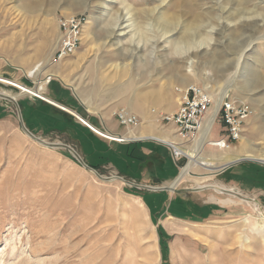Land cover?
Listing matches in <instances>:
<instances>
[{
  "label": "rangeland",
  "instance_id": "374dc122",
  "mask_svg": "<svg viewBox=\"0 0 264 264\" xmlns=\"http://www.w3.org/2000/svg\"><path fill=\"white\" fill-rule=\"evenodd\" d=\"M75 14L86 18L81 45L57 61L58 21ZM161 16L175 20L172 36ZM186 32L194 40L184 54L175 43ZM58 71L87 114L124 108L168 134L175 127L160 116L178 110L177 87H205L216 103L227 93L253 114L240 141L203 156L218 166L254 159L197 166L174 191H150L177 181L189 158L177 162V179L132 180L118 169L121 148L86 145L84 130L118 146L122 127L97 133L52 105L70 121L31 130L24 101L47 99V88L37 97L14 83L35 89ZM0 78V94L19 96L0 98V264H264V0H0ZM26 130L71 147L88 167ZM224 135L219 119L212 138ZM222 185L239 194L219 193Z\"/></svg>",
  "mask_w": 264,
  "mask_h": 264
},
{
  "label": "crops",
  "instance_id": "0c3cea01",
  "mask_svg": "<svg viewBox=\"0 0 264 264\" xmlns=\"http://www.w3.org/2000/svg\"><path fill=\"white\" fill-rule=\"evenodd\" d=\"M55 75L56 76L52 78L46 86L47 100L41 99L42 101L34 102L29 100L24 101L28 104L26 118L34 133L38 135L43 134L47 121L55 122L54 118L59 117L63 122L70 121V118L53 108V106L67 111L68 113H70L68 110L59 106H64L73 111L77 110L84 116H81V118L83 120L87 118L88 121H86L95 129L101 128L109 133L119 132V127L122 126H120L116 117V112L119 110L118 108L111 112L102 111L99 112V114H87L76 97V93L73 90L75 88L71 85L69 79L65 77L63 71H58ZM176 112L177 111L174 113ZM34 114L36 115L35 119L31 118V115ZM70 114L73 115L72 113ZM122 128L128 133L126 134L128 137L126 136L127 139L115 147L100 143L95 135L89 134L91 133L89 130H84L88 143L86 144L87 148H121L118 151V159L120 160L118 169L124 176H129L132 180L144 181L146 179L145 182H149L151 178L168 180L177 179L179 177L180 174L177 162L173 158L172 152L166 142L177 139V136H174L175 130L173 134H168L150 124L141 125L133 131H129L124 127ZM91 130L93 129L91 128ZM97 130L99 131V129ZM209 140H215L212 138V134L209 136ZM227 150L228 149H226V151ZM215 157L216 156H214V158ZM229 159L230 158L226 156H217L215 158L216 161H227ZM169 175L173 177H164Z\"/></svg>",
  "mask_w": 264,
  "mask_h": 264
},
{
  "label": "built area",
  "instance_id": "2783aa9c",
  "mask_svg": "<svg viewBox=\"0 0 264 264\" xmlns=\"http://www.w3.org/2000/svg\"><path fill=\"white\" fill-rule=\"evenodd\" d=\"M85 23L86 18L77 14L59 19V42L55 55L57 61L70 58L77 52L81 45ZM176 92L178 95L177 112L162 114L160 120L175 127L177 141L167 142V145L175 161L180 162L186 158L181 149L194 143L200 136L211 115V109L215 107V102L212 93L207 88L195 84L177 87ZM252 114L253 109L248 103L233 99L229 95L222 98L213 126L214 129L218 120H222L225 135L218 141H222L226 148L221 149H229L232 143L240 141L245 124ZM116 117L120 126L129 131H133L141 125V119L124 108L116 112Z\"/></svg>",
  "mask_w": 264,
  "mask_h": 264
},
{
  "label": "bare ground",
  "instance_id": "6f19581e",
  "mask_svg": "<svg viewBox=\"0 0 264 264\" xmlns=\"http://www.w3.org/2000/svg\"><path fill=\"white\" fill-rule=\"evenodd\" d=\"M35 5H37V3ZM160 19H161L160 20L161 21L160 26L162 27L163 37L172 36V33L175 31V28H173V26L176 23L175 20L171 19V18H165L164 16H161ZM251 19H256V17L255 18H251ZM249 20L250 19H248L247 21H249ZM193 31H194V29H193ZM193 40H194V37L192 36V33L186 32L185 36L181 38V41L175 43V49L177 51L178 50H182V53H184V54L188 53L192 49L191 42ZM187 45H188V47H187ZM247 47L249 48L250 44ZM247 47H245V49ZM41 73H42L41 72V65H38L37 67H35L34 69L29 71V75L31 77H36V78H38L41 75ZM54 77H55L54 74H51L49 76V78H51V79L54 78ZM242 77H244V76L242 75ZM51 79H47L45 81H42L40 79L37 80V86H36L35 89H29L27 87L20 86V85L15 84V83H14V85L19 87L22 90L24 95L30 94V95H34V96H37V97H41L43 90L45 89L46 85L48 84V80H51ZM0 80L5 81L3 78H0ZM254 83L255 84H261L262 82H260L258 80H254ZM225 92H227L226 89H225ZM226 95H228V94L227 93L226 94H222V96L219 97L218 103L215 102V107L213 109H211V115L209 116L208 121L205 123L204 128H203V130L200 133V136L198 138H196V140L194 141V145L191 148L181 149L182 153L187 158H189L188 166L183 169V171L181 173V176L179 177V179L177 181L173 182L170 185H166L165 188H168L169 190L174 191L179 186L181 181L183 179L187 178V176L190 174L191 170L193 168L197 167V166H201L203 168L211 170V172H215V171H218L221 168H223L226 165H229L231 163H235V162H238L240 160H245V159H247V160H253L254 159V157L248 155V156H245L243 158L231 159L230 161L224 162L223 165H219L218 166V165H216V163L212 162L210 158L208 159L207 157L203 156L204 152L206 151L207 146H212V147H216V148L219 147V150H223L221 148H226V146L224 145V143L222 141L209 140V136L212 134V131H213L212 129H213V126H214L215 117H216V115L218 113V110L220 108L221 100ZM0 97H3L4 99H8L11 102L15 101L16 103L18 102V98H19V96L10 97V96H7L5 94H0ZM45 100H47V99H45ZM72 114L75 117H77L79 120H81L84 124H86L88 127L92 128L97 133H100L97 129L92 127L86 120H83L77 113H72ZM27 134H28V132H27ZM118 138L120 140H126L127 139L126 136L125 137H118ZM166 142H171V141H166ZM218 142H219V145H218ZM258 160L264 161V157L263 158H258ZM216 188H217L216 190L219 193H229V194H232V195L233 194L234 195H238L239 194L237 190L232 189V188H228V187L223 186V185L220 186V187H216Z\"/></svg>",
  "mask_w": 264,
  "mask_h": 264
},
{
  "label": "water",
  "instance_id": "95a60500",
  "mask_svg": "<svg viewBox=\"0 0 264 264\" xmlns=\"http://www.w3.org/2000/svg\"><path fill=\"white\" fill-rule=\"evenodd\" d=\"M0 98H2V99H4L3 97H0ZM6 100H8V99H6ZM11 102V101H10ZM13 103H15V104H17L15 101H13ZM61 107H63L64 109H66V110H68L69 112H71V113H75V111H73V110H70V109H68V108H66V107H64V106H61ZM27 132H28V134L30 135V136H32L33 138H34V140H36L37 142H39V143H41V144H43V145H45V146H48V147H51V148H65V149H67V150H69L72 154H73V156L83 165V166H85V167H88L84 162H83V160L81 159V157L71 148V147H69V146H66V145H60V144H48V143H46V142H44V141H42V140H40V139H38V138H36L33 134H31L28 130H26ZM245 160H247V159H245ZM241 161H244V160H240V161H238V162H241ZM233 164H235V163H233ZM233 164H230V165H227L226 167H223L222 169H226V168H228V167H230L231 165H233ZM221 169V170H222ZM207 188H211V187H203V188H200V189H198V190H195V191H199V190H204V189H207ZM148 190H150V191H168V189L167 188H147Z\"/></svg>",
  "mask_w": 264,
  "mask_h": 264
}]
</instances>
